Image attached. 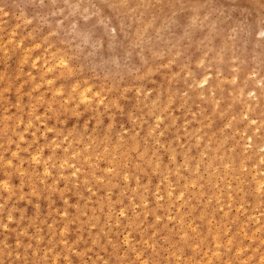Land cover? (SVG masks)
<instances>
[{
    "label": "rangeland",
    "instance_id": "rangeland-1",
    "mask_svg": "<svg viewBox=\"0 0 264 264\" xmlns=\"http://www.w3.org/2000/svg\"><path fill=\"white\" fill-rule=\"evenodd\" d=\"M263 28L264 0H0V264H263Z\"/></svg>",
    "mask_w": 264,
    "mask_h": 264
},
{
    "label": "bare ground",
    "instance_id": "bare-ground-1",
    "mask_svg": "<svg viewBox=\"0 0 264 264\" xmlns=\"http://www.w3.org/2000/svg\"><path fill=\"white\" fill-rule=\"evenodd\" d=\"M154 3V2H153ZM152 3V4H153ZM147 4V3H146ZM150 4V3H149ZM150 6H151V4H150ZM146 7V6H145ZM144 7V8H145ZM147 8V7H146ZM144 10H146V9H144ZM144 13H145V11H144ZM261 31L262 32H264V28L263 29H261ZM7 51V50H6ZM33 60H34V58H33ZM221 61V60H220ZM21 62V61H20ZM21 67V66H20ZM47 74V73H46ZM44 75V74H43ZM35 76V75H34ZM41 76H42V74H41ZM44 76H46V75H44ZM54 76V75H53ZM37 78V77H36ZM40 78H42V77H40ZM53 79V78H52ZM41 80V79H40ZM49 80V79H48ZM47 80V81H48ZM30 81H31V79H30ZM43 81V80H42ZM206 81V79H202V81L200 82V83H202V82H205ZM30 83V82H29ZM40 83V82H39ZM45 84H46V82H44ZM34 86V85H33ZM38 86H40L39 84H38ZM89 86V85H88ZM35 87V86H34ZM74 87V86H73ZM212 86L208 83V86L207 87H204V90L205 91H207V92H212L213 91V89L215 90V88H211ZM53 88V87H52ZM86 87H84L83 89H85ZM31 89H33V88H31ZM38 89V88H37ZM36 90V89H35ZM34 90V91H35ZM82 90V89H81ZM81 90H80V92H81ZM84 91V90H83ZM252 91V93H254L255 95V98L256 99H258V98H260L261 97V93H260V90L259 89H257V88H255V87H253V86H251V87H249V88H247V92H251ZM79 92V93H80ZM245 92H246V90H245ZM78 93V94H79ZM30 95V94H29ZM27 96H28V94H27ZM32 96V95H31ZM30 96V97H31ZM86 96H82V98H80V99H83V98H85ZM96 97V96H95ZM98 97H100V96H98ZM29 99V98H28ZM27 99V100H28ZM73 99V98H72ZM96 99V98H95ZM102 100V99H101ZM99 101V100H98ZM44 102V101H43ZM42 103V102H41ZM30 107V106H29ZM233 107V106H232ZM247 107V106H246ZM37 109V108H36ZM31 110V109H30ZM22 115V114H21ZM216 121V120H215ZM209 127V126H208ZM18 139H19V137H18ZM246 140H247V145L248 146H252L253 144L254 145H256V147L257 148H264V141H255L254 142V139H253V137L251 136V135H249L247 138H246ZM206 146H207V144H206ZM208 147V146H207ZM46 148V147H45ZM216 148V147H215ZM85 150V149H84ZM14 151V150H13ZM251 151V150H250ZM67 152V151H66ZM86 152V151H85ZM218 152V151H217ZM68 153V152H67ZM15 154V153H14ZM32 154V153H31ZM106 154V153H105ZM173 154V153H172ZM31 156V155H30ZM36 156V155H35ZM34 156V157H35ZM38 156H40V154L38 155ZM216 156V155H215ZM12 157H13V154H12ZM88 158V157H87ZM12 159V158H11ZM14 159V158H13ZM234 159V158H233ZM239 160V159H238ZM249 160H251L250 158H249ZM253 160V159H252ZM10 162V161H9ZM63 162V161H62ZM12 162H10V164H11ZM34 163V162H33ZM37 163V162H36ZM44 165V164H43ZM63 165V164H62ZM20 166V165H19ZM37 166H38V164H37ZM45 167V166H44ZM74 167V166H73ZM198 167V166H197ZM71 169V168H70ZM44 170V169H43ZM64 170H65V168H64ZM67 170V169H66ZM72 170V169H71ZM144 170V169H143ZM73 171V170H72ZM76 171V170H75ZM74 172V171H73ZM41 173H42V171H41ZM160 173V172H159ZM43 174H46V172H44ZM259 174V173H258ZM124 175V174H123ZM260 175V174H259ZM62 176V175H61ZM72 176V175H71ZM128 176H130V175H128ZM123 177V176H122ZM121 177V178H122ZM126 177H127V175H126ZM134 178V177H133ZM139 178V177H138ZM257 179H258V177H257ZM192 181V180H191ZM195 181V180H194ZM257 181V180H256ZM2 182V181H1ZM136 182V181H135ZM138 182V181H137ZM136 182V183H137ZM254 182V181H253ZM259 182V181H258ZM257 182V183H258ZM169 183V182H168ZM256 183V182H255ZM5 184V183H4ZM262 184H264V181H260L258 184H256L257 186H262ZM6 185V184H5ZM242 185V184H241ZM176 187V186H175ZM254 187V186H253ZM259 187V188H260ZM256 188H258V187H256ZM261 189V188H260ZM31 190V189H30ZM157 191V190H156ZM160 191V190H159ZM107 192V191H106ZM257 192V191H256ZM158 194V193H157ZM168 195V194H167ZM161 196H165V195H161ZM169 196V195H168ZM183 196V195H182ZM181 196V197H182ZM166 197V196H165ZM159 198V197H158ZM65 199V198H64ZM155 200V199H154ZM178 200H180V199H178ZM258 200V199H257ZM158 201V200H157ZM146 202V201H145ZM229 202V201H228ZM231 202V201H230ZM229 202V203H230ZM261 204V203H260ZM137 206V205H136ZM145 206V205H144ZM146 207V206H145ZM133 208V207H132ZM143 208V207H142ZM147 208V207H146ZM253 210V209H252ZM125 211V210H124ZM262 212V211H261ZM141 213V212H140ZM143 213H144V211H143ZM141 216H142V214H140ZM264 215V214H263ZM263 215H261V217L263 216ZM153 216H155V215H153ZM140 217V216H139ZM157 217V216H156ZM133 218H135V217H133ZM138 219V218H137ZM156 220V219H155ZM259 220V219H258ZM143 221V220H142ZM133 223V222H132ZM132 223H131V225H132ZM189 224V223H188ZM255 224V223H254ZM176 225V224H175ZM190 225V224H189ZM263 225V224H262ZM178 226V225H177ZM188 226V225H187ZM254 226V225H253ZM241 227V226H240ZM179 228V227H178ZM193 228V227H192ZM192 228H190L191 229V231H192ZM196 228V227H195ZM260 228H261V226H260ZM186 229H187V227H186ZM194 230H196V229H194ZM210 230V229H209ZM260 229H258L257 231H259ZM181 231V230H180ZM193 232V231H192ZM195 232V231H194ZM210 232H212L211 230H210ZM221 232V231H220ZM253 232V231H252ZM128 233V232H127ZM225 233H226V231H225ZM253 233H255V232H253ZM185 234V233H184ZM194 234V233H193ZM206 234H208V233H206ZM208 235H210V234H208ZM207 235V236H208ZM187 236V235H186ZM216 236V235H215ZM206 237V236H205ZM224 237V236H223ZM261 237V236H260ZM214 238V237H213ZM221 238V237H220ZM238 238V237H237ZM244 238V237H243ZM210 239H212V237L210 238ZM215 239V238H214ZM222 239V238H221ZM220 239V240H221ZM245 239V238H244ZM249 239V238H248ZM258 239H259V237H258ZM201 241H203V240H201ZM254 240H252V242H253ZM186 242V241H185ZM209 242V241H208ZM210 242H212V240L210 241ZM242 242V241H241ZM257 242V241H256ZM188 243V242H187ZM243 243V242H242ZM258 243V242H257ZM261 243H263V242H261ZM190 245V244H189ZM207 245V244H206ZM211 245V244H210ZM221 245V244H220ZM261 245V244H260ZM191 246V245H190ZM194 246V245H193ZM215 247V246H214ZM218 247H219V245H218ZM221 248H223V247H221ZM238 248V247H237ZM247 248V247H246ZM219 249V248H218ZM227 249V248H226ZM239 249V248H238ZM244 249V248H243ZM242 249V250H243ZM259 249V248H258ZM191 250H193V249H191ZM223 250V249H222ZM255 250V249H254ZM253 250V251H254ZM208 251V250H207ZM210 251V250H209ZM237 251V250H236ZM256 251H257V249H256ZM260 251V250H259ZM152 252V251H151ZM251 252V251H250ZM209 253V252H208ZM219 253V252H218ZM134 254V253H133ZM193 254V253H192ZM240 254H241V252H240ZM252 254H253V252H252ZM214 255V254H213ZM136 256V255H135ZM210 256V255H209ZM217 256V255H216ZM220 256H221V254H220ZM245 256V255H244ZM137 257V256H136ZM178 257V256H177ZM206 257V256H205ZM213 257V256H212ZM167 258V257H166ZM204 258V257H203ZM125 259V258H124ZM190 259V258H189ZM261 259H262V257H261ZM147 260V259H146ZM176 260V259H175ZM192 260V259H191ZM209 260V259H208ZM207 260V261H208ZM211 260V259H210ZM214 260V259H213ZM218 260V259H217ZM247 260H249V259H247ZM145 261V260H144ZM228 261V260H227ZM56 262V261H55ZM180 262H182V261H180ZM185 262V261H184ZM192 262V261H191ZM211 262V261H210ZM260 262V261H259ZM264 262V261H263ZM129 263V262H128ZM175 263H177V262H175ZM193 263V262H192ZM206 263V262H205ZM209 263V262H208ZM212 263V262H211ZM226 263V262H225ZM262 263V262H261ZM67 264V263H66ZM105 264V263H104ZM127 264V263H126ZM130 264V263H129ZM144 264V263H143ZM166 264V263H165ZM214 264V263H213ZM231 264V263H230ZM248 264V263H247ZM260 264V263H259ZM264 264V263H263Z\"/></svg>",
    "mask_w": 264,
    "mask_h": 264
}]
</instances>
